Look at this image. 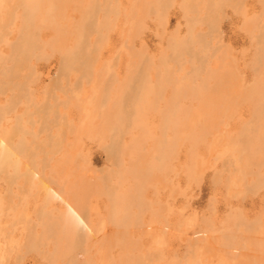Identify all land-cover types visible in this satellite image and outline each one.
<instances>
[{"label": "rangeland", "instance_id": "1", "mask_svg": "<svg viewBox=\"0 0 264 264\" xmlns=\"http://www.w3.org/2000/svg\"><path fill=\"white\" fill-rule=\"evenodd\" d=\"M182 1L183 0H165L166 6L163 8L156 4L157 0L39 1V11L36 21L37 28L33 32L35 51L34 49V52L32 51L35 56L38 55L39 57H34L31 53V58L28 60V62L21 66L22 68L24 67L23 70L21 68V70L19 69L20 72L18 73L19 76L16 77V83L19 86L23 84V87H21L22 90L20 89L19 91L18 88L17 90H14V88L12 90V88L8 87L4 89L5 91L8 89L6 91V95L4 91L0 92V108L7 107V105L11 103L9 101H11L12 95H14V101L17 100L20 102L19 103L15 101L17 106H15L14 102V106L12 105L13 107L10 108V110H12L13 108L14 113L9 110L10 114H7H9L10 116L7 115L5 117V122L3 121L0 125V132L3 129L11 128L16 122L15 119L21 118L20 128L23 127L22 130L24 131L17 136L18 138H15L19 139V137H22L25 140V143L28 146H31L30 149L32 151L38 152V156L35 158L34 162V166L37 167L36 171L33 174L35 175L34 178L33 175H28V177L25 174L28 165H30L31 160L33 159H29L27 157L24 159L25 161L20 162L17 173L15 175L6 176V174H0V264H52V261H54V259H51L50 262V257L53 258L52 253L56 250H54V248H56L55 241H60L62 243L61 246L66 245L69 241L70 243L68 244H70L69 246H71L69 247L68 245H66L68 249L66 250V252H69L68 256L66 254L67 258L65 257L62 260H57L56 264H63L64 261H68L67 264L69 262V264H71L72 262V264H86L87 262L91 264H132V262L133 264H142L143 262L145 264H264V236H262L264 235V86H262L264 84V59H261L264 58V0H190L189 5L193 6L191 7V11H189L188 13H186L182 8ZM210 3L213 4L211 5ZM92 6H96V8H93L95 10L92 11L91 18H89L90 20L88 19L86 27L83 29L84 31L81 32L83 38L86 36L84 40L81 37L80 47L82 48L79 49L82 50V53L78 49V52L76 53L77 59L74 58L73 61L74 64L76 63V65H74V68H72V70H69L66 72V74H63L60 71V55L63 52H68L64 51L66 50L65 48H68V50L70 51L72 49H75L74 41H76L75 38L76 36H78L77 27H79V22H82L81 20L86 17L85 12L88 10L87 8L89 7L91 9ZM13 8L15 12L13 11ZM103 9L105 10V13L103 12ZM46 10H48L47 13H45ZM81 12L85 13V15H83L84 18L82 19ZM93 12L94 14H96L94 15ZM10 13L12 15H10ZM103 13L107 17L104 16ZM110 13L112 14L110 15ZM153 13H155L156 15ZM20 15L21 10L17 7V0H0V41L3 39L0 42V58H2L3 60L5 58V61H3L5 64H0V67L2 66L1 68H5V66L9 67L11 65L10 62L13 58V55L11 54V46L17 42V38L19 37L18 29L20 26ZM12 16H15V18L13 17L11 19ZM44 17L46 18L44 19ZM104 19L105 21H103ZM190 20H194L195 22L198 21V23L191 24ZM188 21L190 22V25H192V34H196V36H204L206 38L204 39V43H206L205 41L209 43L206 44V58L208 59L206 60V63L208 64L204 66L205 68H201L203 69V73H200L199 77L195 79V81L189 80V86H185V97L182 96L183 98H185V101L183 100V98L182 100H179V103H181L180 105L183 106V111H179L182 114L178 112V114L174 116L175 118H172V122L174 121L173 125L175 126V128L177 127L176 129H174L173 125L171 124V128H173L174 134L172 135L173 130L169 128L166 129V132L165 130L162 132V128H160L161 130H158L159 124H161L159 122L162 121V110L165 106L164 103H166V101H169V99L172 97V90L177 84H170L171 79L168 80L169 78L166 76V80H168L169 86L167 84L165 86L164 84L165 88H163V90H161L160 92L161 97L159 102L155 100L156 97L153 95V93H151V91H149L148 88L144 92V94H142V97L144 95L143 101L146 102H143L144 110L142 109V117L145 128L138 127L131 129L128 127L121 129L122 136L119 140V148H121V151H118L119 154L117 153L118 155L116 154V157L114 158L119 159L118 162L117 160H115V162L118 163L116 164L114 162V159H108L104 147L111 142V136L108 134L107 130L103 131V129L109 128L110 123L111 121H113V119L116 122L117 119L120 120V118H122L125 120L127 119L126 121L120 120L123 123L129 122V119H131L132 117V115H129V110L132 109V100L135 97V94H133L135 90H133L132 92V89L142 88L143 91L145 90L144 86H141V80H143V76L148 77V81L150 82H148L150 84L148 86H153L164 74H170V76H172V81H179V83L182 82L183 77L189 74L192 68V65L190 64L191 60H189L190 54L185 53L182 55V58L180 57L181 59L178 58L177 60L171 57L174 55H171V50L169 49V51L167 48L169 41L172 38L175 40H181L182 38L184 39L188 37L187 32L190 26ZM209 22H213L214 24V28H212V30ZM89 26L91 29L89 28ZM94 28L96 29L95 31L97 33L94 31ZM87 30H89V33ZM130 32H132V34ZM259 33L262 34L259 36ZM86 34L88 35V37ZM60 42L61 45L63 44L62 46L60 45ZM192 44L193 45L191 47H194V49H190V52L191 50L195 51L197 48L198 50L200 49L198 43ZM81 45H85V48ZM92 49H94L93 51H96V53H90ZM59 50H63V52L61 53L60 51L61 54H59ZM43 52H45V54ZM198 52L200 53V51ZM82 54L85 55L82 56ZM207 55L209 57H207ZM9 56H12L11 59H9ZM135 56L136 58H134ZM85 57L88 58V60L86 58L87 62L85 60ZM160 58H164L166 60V64L164 62V66H166V68L162 65V68L160 67V69H158V67L161 66L160 64L162 61V59ZM220 58H223V60ZM7 59H9L8 62L10 61L9 64L6 63ZM81 60L83 61L81 62ZM77 62L78 64H81V66L78 65L80 68L83 66L81 69L77 67ZM134 63L135 65H133ZM135 66L137 67L135 68ZM73 69L75 70L73 71ZM166 69L168 70L167 72ZM137 70L138 72L140 71V73H138ZM142 70L144 71V73L142 72L143 74H141ZM155 70L156 72L157 70H159L160 72L158 71L159 73L156 74ZM135 72L138 74H136ZM160 73L161 75L159 77ZM208 73H210L209 76ZM221 73L224 74L223 76L225 78L228 77L225 79V81H222L224 80V78H220L222 76ZM134 74H136L139 79L140 77L142 79L139 80L136 75L134 77ZM155 75L158 76V79H156L157 77ZM261 75H263V78L261 77ZM129 76L131 77V82L127 83ZM217 77L219 81L217 79H214ZM206 78L207 80L205 81ZM228 79L230 80L229 82L231 84L228 82ZM203 81L206 82L204 84L206 85L205 87H202ZM133 83H135V85ZM148 83L147 81L145 82V84ZM125 85L127 87L125 88L122 97V100L124 99L125 101H122L120 111L118 112V114H116L117 112L114 113L116 109L112 108L114 107L112 105L116 104L115 101L117 99L115 98H119V95H121L120 92H122V89H124L123 87ZM198 85H200V88ZM134 86L137 88H135ZM117 87H119V89ZM260 87L263 89L261 90ZM58 89L60 90L58 91ZM102 90L104 94H102ZM252 91L253 93H251ZM216 92L219 95L221 94L220 97L221 100L223 99V102H221L220 97L218 94H216ZM201 93H204V97H202ZM213 93H215V95ZM105 94L107 97L105 96ZM128 94L131 95L132 98H130ZM101 95L102 97L100 98ZM115 95L118 96L116 97ZM192 95L193 97H191ZM211 95L213 97H211ZM96 96L100 100L105 99L103 101L104 104L102 101L98 100ZM187 96H189V99L187 98ZM216 96L218 98H216ZM242 96H244V100ZM126 97L129 98L127 99ZM148 97L150 101L152 99L155 101L152 100V102H150L148 100ZM257 97L259 103H262V107L259 111L260 113L258 115H254V108L259 105ZM204 98L206 99L205 101ZM212 98L214 100L211 103L212 105H214L211 111L210 106H208L207 104L211 105V103L209 102ZM187 99L188 102L186 101ZM195 99L197 100V102ZM147 100L150 105L148 104ZM207 100L209 102H207ZM76 101L78 102L76 103ZM123 103H125V105ZM151 104L153 106H151ZM202 104L203 106L207 105V107H202ZM218 104L221 105V107L222 104H224V107L226 105V108H219ZM235 105H237V107ZM197 106H200V109ZM184 107L187 108V110ZM195 107L197 108L195 109ZM127 108L130 109L128 110ZM215 108L218 109L216 110ZM205 109L208 110L206 111ZM125 111L128 113L126 114ZM190 111L191 114H189ZM221 111H223L225 114L220 115V113H223ZM228 113L230 114V116ZM36 114L38 115V117L36 116ZM49 114H51L52 116H50ZM123 114H126L127 116H124ZM183 114L185 115L183 116ZM43 115L46 117L44 118ZM199 115L204 117L200 119ZM212 116L213 118H211ZM181 117L182 119L180 120ZM55 118L56 121L58 120L57 124L54 123ZM218 119H220V121H218ZM223 119L227 120L225 121ZM50 121H52L53 124ZM179 121H183L184 123L181 124ZM209 121H211L212 123ZM201 122L203 123L202 127L200 126ZM218 122H221V124ZM48 123L50 124L49 127H47ZM197 124H199V126ZM207 125L210 126V131ZM242 126H248L250 129L248 127V129L244 127V130ZM55 127H57L58 129ZM191 128L193 129L194 135L195 133H198L196 134V138L191 133ZM200 128L202 129L200 130ZM204 128L206 130L205 138L203 132ZM169 130H171L172 132H169ZM207 130L211 133H209ZM198 131H200V133L202 132L201 135H203V137L200 136ZM31 132L34 134V136L33 134L31 135ZM177 132H181V134ZM56 133L58 134V136H55L57 135ZM140 133H143V135H140ZM165 133H167V135ZM186 133L188 134L186 135ZM207 133H209V136ZM246 133H249V135H246ZM178 134L181 136H188V138L193 137V139L191 141L190 138L188 140L184 136L181 137ZM151 135L155 137H152ZM174 135L177 136H175L173 139L172 136ZM255 135L258 136L255 137ZM130 136L132 138L144 136L143 139L145 138V140L143 142L146 141V143L144 145L142 143L141 146L138 149H134L133 152L131 149H129V145L131 144V142L129 143V140H132ZM164 136H166V143L168 142V144L171 145L170 149L173 148V150L168 149L169 147L163 149L167 156L166 161L161 164L158 159V162L156 161V159H153L156 156H154L155 154L153 155L151 153L153 152L157 154V140L161 141L162 137L163 139L165 138ZM247 136L250 137V139L255 143H251L250 139ZM149 137L152 138V142L150 141ZM15 138L13 139V144H16L18 142V140H16ZM255 138H257V141L259 139L258 143L261 142L258 144L259 147L254 146L257 145V141H255ZM57 139L60 142H58V145ZM203 139L205 142L203 141ZM172 140H175V143H173ZM186 140H188L189 142H186ZM248 140L252 145L250 143L248 144ZM51 143L53 144V146ZM128 143L129 145H127ZM152 143L155 145H153ZM178 143L181 147H179ZM173 144L174 146H172ZM192 144L195 146L197 144L198 145L195 147ZM260 144L262 147L260 146ZM38 145H40L41 147H38ZM240 145L244 146V148ZM248 145H251V147L253 146V148L257 147L258 149H252L250 146L248 147ZM166 146L167 145H165V147ZM155 147L157 150L155 149ZM124 150L130 152V154H126V151ZM140 150L142 151V153L139 152ZM176 150L178 151L176 152ZM253 150L256 152L255 155H259L257 157L258 160L256 159L257 161H254L255 159L250 156L251 154L249 152L254 154ZM131 151L135 155L139 154V157H135V155H133ZM166 151L168 153H166ZM262 151L263 154L261 153ZM171 152L173 155H171ZM258 153H261V155ZM238 154H240L241 157ZM130 155L131 157L133 155V157L130 158ZM255 155L253 157H256ZM168 156H170V158ZM172 157L173 159L171 160ZM259 157H261L262 159ZM234 158L237 159L235 160ZM140 160L142 164L139 162ZM28 161L29 164L27 163ZM252 161L256 163L252 164ZM167 162L171 164H168ZM246 162L248 165L246 164ZM157 163H159L160 166ZM133 165L136 166V169L135 167L133 168ZM151 165L153 166L151 167ZM196 165L198 166V168ZM260 165L261 167H259ZM156 166L162 167L159 168ZM138 167L141 168V170H138ZM153 168H156L157 171H155V169L153 170ZM8 172L10 174L14 171L12 169H9ZM136 173L139 175L137 176V178H139L138 182L133 179V176L137 175ZM239 175L241 177H239ZM234 176L235 178H233ZM9 177H11V179ZM107 178L109 181L106 180ZM147 179L149 180V183ZM239 181L242 182V185H240ZM86 182L89 183V187H91L90 189ZM142 184H144L145 187H142L144 186ZM104 185H106V187ZM229 186L231 189H229ZM131 187H133L132 189L135 190L133 191ZM98 189L100 192L97 191V194L96 190ZM129 189L131 190L129 191ZM155 189L157 190L155 191ZM128 191L130 192V194ZM125 192H127V194ZM134 192L138 193H136L135 195ZM103 193H106V195H108L106 196ZM110 195H116L120 200L122 198L125 199L126 197L129 198L130 196V200L135 199L134 197L137 198V201L133 200V202L135 201V203L132 206L128 207L125 205V207H121L119 204V206L121 207L120 210H122L123 208L124 211L121 212L119 210V219L120 217H122L121 214L126 215V212L129 211L127 213L128 215H126L127 219L125 215L123 216L124 219L123 217L120 219L122 224H124V227H128H123L121 229L123 230V232L120 231V229H116V227L108 221ZM121 195L126 196L124 198ZM139 195L142 197H139ZM76 199L79 201H77ZM123 199L122 202H120L121 205L124 206V204L126 203L125 201H123ZM138 199H141V201L139 200L140 203L138 202ZM143 202L145 204H143ZM127 208H129V210H126ZM77 209L79 211H77ZM134 213L136 215H134ZM41 214L43 215V219ZM129 214H131V217L129 216ZM132 215L133 217L136 216V218L139 217L138 220L136 218H133ZM231 217L233 220H231ZM67 219L68 221H66ZM56 221H58V224L56 223ZM84 221H87V224ZM235 221L237 223H235ZM125 222L128 223V226ZM257 222L260 227L257 225ZM65 223H68V225ZM74 224L78 227H75ZM110 224L111 226H108ZM129 224H131V226ZM242 224H244L243 227L241 226ZM41 225L42 227L45 225H49L50 231L47 234H43L44 237L41 233ZM68 226H70L71 228ZM247 226L248 228L252 229L251 231H253V233L249 232L250 229L248 230ZM109 227H112L111 231H108V229L110 230ZM245 227L247 228L248 233L245 232ZM66 228H70V230H73L74 228V230L73 232L69 229H67L66 231ZM84 228L88 230L85 231ZM114 228L116 233H113L115 232L113 230ZM259 228H261V230ZM57 229H59V231H57ZM253 229L255 230V232ZM257 229L260 231H256ZM117 230L119 231L118 235ZM236 230H238V233ZM241 233L244 236L240 238V235H242ZM72 234L76 237H74ZM83 234L84 237L82 238ZM105 234H108L107 237L105 236ZM245 235H247V237ZM248 235L250 236V238ZM31 236H34L33 238L35 239V242L40 241L41 245L37 244L35 245L36 248L33 247L32 249L27 248L26 244L29 243V240H33L34 242V239L31 240ZM252 236L254 238H252ZM63 237H65L66 240ZM79 237L82 238V240H80ZM105 237L106 239H104ZM243 238L249 239L244 240ZM47 239L50 243H47ZM250 239H253V241H249ZM83 240H87L85 241V243H87L88 246L87 244L84 245ZM223 240H225L224 244H222ZM226 240H228V243ZM75 241L77 243L79 242L80 245L75 244ZM81 241H83V245L85 247H83ZM88 241L90 243H88ZM107 241L110 245L106 243ZM71 242L74 246L71 244ZM103 242L105 243L103 244ZM122 242H124V244ZM125 244H127L128 246H125ZM78 245L81 247H79ZM104 245L105 248L107 247V249L103 248ZM231 245L233 247L232 249ZM247 245L249 248L247 247ZM57 246H59L58 248H61L62 250L65 248L64 246L61 247L59 242ZM89 246H91V248ZM242 247L246 251H243ZM86 248L87 250L83 251ZM70 249H72V252L69 251ZM78 249H82L81 252ZM127 250H129V252L127 255H125L127 253ZM130 250L132 252H130ZM228 250L230 252H228ZM82 251L84 253V256L83 254H81ZM86 254H88V257ZM148 255L150 257H148ZM44 256L48 258L45 259ZM110 259L113 260L111 261ZM84 261L86 263H84Z\"/></svg>", "mask_w": 264, "mask_h": 264}, {"label": "bare ground", "instance_id": "2", "mask_svg": "<svg viewBox=\"0 0 264 264\" xmlns=\"http://www.w3.org/2000/svg\"><path fill=\"white\" fill-rule=\"evenodd\" d=\"M39 1L40 0H17V7L21 10V15H20V26H19V29H18V34H19V37L17 38L18 40H17V42L15 43V44H13L11 47V54L13 55V58H12V60H11V62H10V66L9 67H6L5 66V68H1L0 69V92L1 91H4V93H5V95H6V91L8 90H4L5 88H8V87H10V88H12V90H13V88H14V90H17V88H18V90L20 91V89H21V87H23L22 85L21 86H19L17 83H16V77L17 76H19L18 75V73L20 72L19 71V69L21 68L22 70H23V68L21 67L23 64H25V63H27L28 62V60L31 58V53H32V51H33V49L35 48L34 47V41H33V37H34V35H33V32H34V30L37 28V26H36V21H37V16H38V11H39ZM48 1V0H47ZM51 1V0H50ZM93 1H95V0H93ZM97 1V0H96ZM192 1V0H191ZM218 1H220V0H218ZM222 1V0H221ZM226 1V0H225ZM244 1V0H243ZM88 2H90V1H88ZM170 2V1H169ZM237 2V1H236ZM42 3V2H41ZM49 3V2H48ZM92 3V2H91ZM94 3V2H93ZM241 3V2H240ZM79 4V3H78ZM77 4V5H78ZM104 4V3H103ZM156 4L158 5V6H160V7H165L166 6V2H165V0L163 1V0H157V2H156ZM190 4V0H183L182 1V8H183V10L186 12V13H188L189 11H191V7L193 6H190L189 5ZM195 4V3H194ZM211 4V3H210ZM213 4V3H212ZM211 4V5H212ZM214 4H215V2H214ZM229 4H230V2H229ZM86 5V4H85ZM95 5H96V3H95ZM221 5V4H220ZM90 6V5H89ZM168 6V5H167ZM104 7V6H103ZM107 7V6H106ZM234 7V6H233ZM93 8H96V6L95 7H91V9L88 7L86 10V17L84 18V16L83 15H85V13L83 14L82 12H81V19L82 18H84L83 20H81L82 22H79L78 24H79V27H77L78 28V36H76V38H75V40L76 41H74L75 43V45H74V47H75V49H72L71 51L70 50H68V48H65L66 50H64V51H68V52H63V50L61 51V50H59V54H61L62 52V54L60 55L61 56V61H60V71H61V73H63V74H66V72L67 71H69V70H72V68H74V65H76V63L74 64V58H76L77 59V55H76V53L78 52V49L79 48H82V47H80V44H81V37L83 38V35H82V33L81 32H83L84 30V28L86 27V23L88 22V19L89 18H91V13H92V11L93 10H95V9H93ZM17 9V8H16ZM15 9V10H16ZM83 9V8H82ZM99 9V8H98ZM105 9V8H104ZM103 9V12L105 11ZM155 9V8H154ZM219 9V8H218ZM18 10V9H17ZM108 10V9H107ZM13 11H14V8H13ZM47 11L48 10H46L45 11V13H47ZM82 11V10H81ZM101 11V10H100ZM162 11V10H161ZM263 11V10H262ZM15 12V11H14ZM13 12V13H14ZM102 12V11H101ZM110 12V11H109ZM105 13V12H104ZM103 13V14H104ZM185 13V14H186ZM202 13V12H201ZM263 13H264V11H263ZM93 14H94V12H93ZM92 14V15H93ZM96 14V13H95ZM94 14V15H95ZM112 13H110V15H111ZM153 14H155V13H153ZM10 15H12L11 13H10ZM48 15V14H47ZM93 15V16H94ZM114 15V14H113ZM156 15V14H155ZM83 16V17H82ZM104 16H106L105 14H104ZM103 16V17H104ZM213 16V15H212ZM222 16V15H221ZM263 16H264V14H263ZM15 18V16H12L11 17V19L12 18ZM96 17V16H95ZM102 17V18H103ZM107 17V16H106ZM105 17V18H106ZM108 17H109V15H108ZM46 17H44V19H45ZM98 18V17H97ZM220 18V17H219ZM95 19V18H94ZM109 19V18H108ZM10 20V19H9ZM80 20V19H79ZM90 20V19H89ZM92 20V19H91ZM102 20V19H101ZM12 21V20H11ZM14 21H15V19H14ZM103 21H105V19L103 20ZM195 21H196V19H195ZM194 20L192 21V20H190V22H191V24H196V23H198V21L197 22H195ZM212 21V20H211ZM93 22V21H92ZM189 22V21H188ZM190 22H189V25H190ZM12 23V22H11ZM103 24V23H102ZM107 24V23H106ZM188 24V23H187ZM209 24H210V26H211V30H212V28H214L213 27V22H209ZM218 24V23H217ZM251 24V23H250ZM253 24V23H252ZM101 25V24H100ZM248 25V24H247ZM77 26V25H76ZM93 26V25H92ZM97 26V25H96ZM99 26V25H98ZM110 26V25H109ZM249 26V25H248ZM9 27H11V26H9ZM74 27V26H73ZM100 27V26H99ZM136 27V26H135ZM138 27V26H137ZM140 27V26H139ZM188 27V26H187ZM253 27V26H252ZM88 28V27H87ZM89 28H90V26H89ZM102 28V27H101ZM134 28V27H133ZM217 28V27H216ZM215 28V29H216ZM248 28V27H247ZM251 28V27H250ZM91 29V28H90ZM98 29V28H97ZM137 29V28H136ZM214 29V30H215ZM96 29L94 28V31H95ZM102 30V29H101ZM132 30V29H131ZM190 30V31H189ZM191 30H193L192 29V25H190L189 26V29H188V37L187 38H182L181 40H178L177 38V40H175V39H173L172 37V39L169 41V44H168V50L170 49L171 50V55H174V56H171V57H173V58H175V59H177L178 60V58L179 59H181L183 56V54H185V53H187V54H190V56H189V60H191L190 61V64L192 65V68H191V70H190V72H189V74L187 75V76H185V77H183V79H182V82L181 83H179V81L177 82V81H172V76H170V74L169 75H167V74H164V75H162L161 77H160V75H161V73L159 74V79H158V76H156L157 78L156 79H158V82H156L155 83V85H153V86H148V85H150L149 83V79H148V77H146V76H143V80H141L142 78L140 77V79L138 78V76L136 75V74H138V73H140V71L138 72V70H137V72L138 73H136V74H134L133 76L135 77V75H136V77L139 79V80H141V83H142V85H141V83H140V85L143 87L144 86V88H145V90L143 91L142 90V88H139V89H132V92H133V90H135L134 91V93L133 94H135V97H134V99L132 100V109L131 110H129L130 108H127L129 111H130V114L129 115H132V117H131V119H129V122H127V123H123L122 121H124L125 119H122V118H120V120H122V121H120L119 119H117L116 120V122L114 121V119H113V121H111V123H110V127L109 128H104L103 129V131L104 130H107V132H108V134L111 136V142L108 144V145H106L104 148H105V150H106V153H107V156H108V159L109 158H111V159H114L115 157H116V154L118 153V151H121V148H119V140H120V137L122 136V132H121V129L122 128H131V129H134V128H145V125H144V121H143V112H142V109H143V107H144V103L143 102H145V101H143L144 99V95H143V97H142V94H144V92L147 90V88L149 89V91H151V93H153V95L156 97L155 98V100H157L158 102L160 101V97H161V94H160V92H161V90H163V88H165V86H166V84L168 85V80H170V84L171 83H173V84H175V83H177L176 85H175V87H174V89L172 90V92L173 93H171L172 94V97L169 99V101H166V103H164L165 104V106H164V108H163V110H162V121L161 122H159V123H161V124H159V128L158 127H156V128H158V130L160 129V128H162L163 130H162V132L165 130V132H166V129L167 128H169V129H172L173 130V128L174 129H176L175 128V126L173 125V123H174V121L172 122V118L174 117V116H176L177 114H178V112L179 111H181L182 110V108H183V106L182 105H180L181 103H179V100L181 99L182 100V98L183 97H185V95H184V89H185V86H189L188 85V81L189 80H193V81H195V79H197L198 77H199V74L200 73H203L202 72V70L203 69H201L202 67H204V66H206V64H208V63H206V60H208L207 58H206V52H207V45L206 44H209L207 41H205L206 43H204V39H206L204 36H196V34H192L193 32H191ZM213 30V31H214ZM88 31V33H89V30H87ZM104 31V30H103ZM106 31V30H105ZM263 31V30H262ZM262 31H260V32H262ZM4 32V31H3ZM85 32H86V29H85ZM96 32V31H95ZM210 32H212V31H210ZM209 32V33H210ZM215 32V31H214ZM249 32V31H248ZM87 33V34H88ZM97 33V32H96ZM131 34H132V32H130ZM129 33V34H130ZM264 33V32H263ZM37 34V33H36ZM85 34V33H84ZM86 34V35H87ZM93 34H94V32H93ZM101 34V33H100ZM254 34V33H253ZM252 34V35H253ZM262 34V33H261ZM260 33H259V36L261 35ZM70 35V34H69ZM72 35V34H71ZM208 35V34H207ZM210 35V34H209ZM90 36V35H89ZM98 36V35H97ZM102 36V35H101ZM100 36V37H101ZM86 37V36H85ZM84 37V38H85ZM87 37H88V35H87ZM99 37V36H98ZM103 37V36H102ZM1 38H2V36H1ZM52 38V37H51ZM84 38H83V40H84ZM105 38V37H104ZM3 40V39H2ZM1 40V41H2ZM5 40V39H4ZM66 40V39H65ZM82 40V41H83ZM0 41V42H1ZM130 41V40H129ZM64 42H67V41H64ZM85 42V41H84ZM192 43H198V45H199V50H198V48L196 49L197 50V52H196V50L194 51V50H191V52H190V49H194V47H191L193 44ZM60 45H61V42H60ZM59 45V46H60ZM63 45V44H62ZM61 45V46H62ZM260 45V44H259ZM60 46V47H61ZM81 46H84V48H85V45H81ZM89 46V45H88ZM211 46V45H210ZM40 48V47H39ZM39 48H37V49H39ZM58 48V47H57ZM89 48V47H88ZM264 48V47H263ZM43 49V48H42ZM50 49V48H49ZM259 49V48H258ZM52 50V49H51ZM80 50V52L82 51L81 49H79ZM90 50V49H89ZM94 49H92V51H90V53H92V52H95L96 53V51H93ZM169 50V51H170ZM218 50V49H217ZM262 50V49H261ZM34 51H35V49H34ZM33 51V52H34ZM41 51V50H40ZM60 51H61V53H60ZM73 51V52H72ZM84 51V50H83ZM166 51H167V49H166ZM198 51H200V53L198 52ZM37 52V51H36ZM39 52V51H38ZM52 52H54V51H52ZM88 52V51H87ZM44 54H45V52H43ZM82 53V52H81ZM214 53V52H213ZM262 53V52H261ZM42 54V53H41ZM41 54H39V55H41ZM54 54V53H53ZM86 54V53H85ZM85 54H82V56H84ZM200 54V55H199ZM208 54V53H207ZM222 54V53H221ZM91 55V54H90ZM139 55V54H138ZM211 55V54H210ZM32 56H34V57H39L38 55H34L33 53H32ZM43 56V55H42ZM188 56V55H187ZM1 57V56H0ZM10 57V56H9ZM12 57V56H11ZM11 57L9 58V59H11ZM88 57H89V55H88ZM163 57V56H162ZM170 57V58H171ZM181 57V58H180ZM207 57H209L208 55H207ZM261 57V56H260ZM41 58V57H40ZM83 58V57H82ZM86 58L87 57H85V60H86ZM134 58H136V56L134 57ZM214 58V57H213ZM1 60H0V64H2V65H4L5 63L3 62V61H5V58H4V60L2 59V58H0ZM9 59H7V61H6V63H8L9 64V62H8V60ZM79 59V58H78ZM160 59H162V61H161V66H159L158 67V69H160V67L162 68V65L164 66L165 64H166V60L164 59V58H160ZM210 59H211V56H210ZM220 59H222L223 60V58H220ZM220 59H219V62H220ZM259 59V58H258ZM261 59H264V58H261ZM80 60V59H79ZM84 60V61H85ZM87 60H88V58H87ZM87 60H86V62H87ZM137 60H140V59H137ZM171 60V59H170ZM173 60V59H172ZM224 60H226V59H224ZM83 60H81V62H82ZM94 61V60H93ZM216 61H218V60H216ZM264 61V60H263ZM263 61H262V64H263ZM3 62V63H2ZM78 62H80V61H78ZM78 62H77V67H79V66H81V64H78ZM164 62H165V64H164ZM168 62V61H167ZM89 63H90V61H89ZM179 63V62H178ZM257 64V63H256ZM259 64V63H258ZM79 65V66H78ZM88 65H90V64H88ZM88 65H86V66H88ZM133 65H135V63L133 64ZM143 65V64H142ZM178 65V64H177ZM221 65V64H220ZM144 66V65H143ZM258 66V65H257ZM256 66V67H257ZM4 67V66H3ZM83 67V66H82ZM81 67V68H82ZM137 66H135V68H136ZM165 68H166V66H164ZM164 67H163V69H164ZM179 67V66H178ZM80 67H79V69H81ZM167 68H168V66H167ZM170 68V67H169ZM205 68V67H204ZM221 68V67H220ZM255 68V67H254ZM20 69V70H21ZM27 69V68H26ZM75 69H76V67H75ZM75 69H73V71L75 70ZM78 69V68H77ZM78 69V70H79ZM91 69V68H90ZM129 69V68H128ZM139 69V68H138ZM143 69H144V67H143ZM157 69V68H156ZM173 69V68H172ZM233 69H234V67H233ZM133 70V69H132ZM255 70V69H254ZM262 70V69H261ZM260 70V71H261ZM25 71V70H24ZM146 71V70H145ZM149 71V70H148ZM159 70H157V72H156V70H155V72H156V74H158L159 72H158ZM165 71V70H164ZM168 70L166 69V72H167ZM205 71V70H204ZM31 72V71H30ZM91 72V71H90ZM144 73V71L142 70L141 71V74H143ZM177 72V71H176ZM179 72V71H178ZM209 72V71H208ZM235 72V71H234ZM256 72V71H255ZM263 72H264V70H263ZM146 73V72H145ZM213 73V72H212ZM59 74V73H58ZM71 74V73H70ZM100 74H101V72H100ZM140 74V75H141ZM148 74V73H147ZM172 74H173V72H172ZM206 74V73H205ZM209 74L210 73H208V76H209ZM218 74H220V73H218ZM225 74H227V73H225ZM254 74H256V73H254ZM69 75V74H68ZM67 75V76H68ZM78 75H80V74H78ZM83 75V74H82ZM146 75V74H145ZM214 75V74H213ZM221 75L223 76L224 74L223 73H221ZM231 75V74H230ZM88 76V75H87ZM101 76V75H100ZM99 76V77H100ZM166 76L169 78L168 80H166ZM207 76V75H206ZM205 76V77H206ZM207 76V77H208ZM220 77L221 79L222 78H224V80H222V81H225V79L226 78H228V77ZM263 75H261V77H262ZM27 77V76H26ZM30 77V76H29ZM66 77V76H65ZM81 77V76H80ZM235 77V76H234ZM264 77V76H263ZM262 77V78H263ZM64 78V77H63ZM87 78V77H86ZM136 78V79H137ZM201 78V77H200ZM211 78V77H210ZM231 78H232V76H231ZM236 78V77H235ZM254 78V77H253ZM68 79V78H67ZM82 79V78H81ZM97 79V78H96ZM213 79V78H212ZM215 80L217 79L218 81H219V79H218V77L217 78H214ZM237 79V78H236ZM26 80V79H25ZM85 80H87V79H85ZM103 80H104V78H103ZM207 80V78L205 79V81ZM257 80H258V78H257ZM263 80V79H262ZM261 80V81H262ZM92 81V80H91ZM133 81H135V80H133ZM132 81V82H133ZM147 81V83L148 84H145V82ZM208 81H210V80H208ZM212 81V80H211ZM214 81V80H213ZM230 80L228 79V82H229ZM234 81H235V79H234ZM80 82V81H79ZM109 82V81H108ZM131 82V77L129 76L128 77V81H127V83H130ZM138 82V81H137ZM204 82V81H203ZM202 82V87L204 86H206V85H204L206 82H204L203 83ZM255 82V81H254ZM253 82V83H254ZM264 82V81H263ZM56 83V82H55ZM227 83V82H226ZM230 83V82H229ZM119 84V83H118ZM122 84H123V82H122ZM125 84V83H124ZM134 85H135V83H133ZM132 84V85H133ZM138 84V83H137ZM164 84H165V86H164ZM192 84V83H191ZM201 84V83H200ZM221 84V83H220ZM219 84V85H220ZM231 84V83H230ZM56 85V84H55ZM131 85V86H132ZM139 85V84H138ZM214 85H216V84H214ZM225 85V84H224ZM238 85V84H237ZM254 85V84H253ZM110 86V85H109ZM137 86V85H136ZM169 86V85H168ZM197 86V85H196ZM199 86V88H200V85H198ZM208 86V85H207ZM231 86V85H230ZM262 86H264V84L262 85ZM75 87V86H74ZM127 86L125 85L123 88L124 89H122V92H120V94L121 95H119V98L117 97V98H115V99H117L115 102H116V104L115 105H112V106H114V107H112V108H115L116 109V111H114V113H116V114H118V112L120 111V108H121V105H122V101L124 100H122V97H123V94H124V90H125V88H126ZM135 87V86H134ZM138 87V86H137ZM137 87H135V88H137ZM242 87V86H241ZM255 87V86H254ZM58 88V87H57ZM81 88V87H80ZM107 88H108V86H107ZM110 88V87H109ZM118 89H119V87H117ZM131 88H133V87H131ZM192 88V87H191ZM196 88H198V87H196ZM211 88V87H210ZM218 88H219V86H218ZM250 88V87H249ZM248 88V89H249ZM259 88V87H258ZM257 88V89H258ZM261 88V87H260ZM25 89H26V87H25ZM103 89V88H102ZM113 89V88H112ZM121 89V88H120ZM194 89V88H193ZM202 89V88H201ZM209 89V88H208ZM263 88H261V90H262ZM22 90V89H21ZM57 90V89H56ZM60 89H58V91H59ZM63 90V89H62ZM117 90V89H116ZM116 90H114V91H116ZM131 90V89H130ZM189 90V89H188ZM195 90V89H194ZM207 90V89H206ZM217 90V89H216ZM219 90V89H218ZM221 90H222V88H221ZM246 90V89H245ZM108 91H109V89H108ZM107 91V92H108ZM193 91V90H192ZM191 91V92H192ZM249 91V90H248ZM251 91V90H250ZM64 92V91H63ZM127 92V91H126ZM130 92V91H129ZM194 92V91H193ZM196 92V91H195ZM203 92H205V91H203ZM8 93V92H7ZM10 93H11V90H10ZM51 93V92H50ZM53 93V92H52ZM206 93H207V91H206ZM210 93H211V91H210ZM251 93H253V91L251 92ZM251 93H250V95H251ZM260 93V92H259ZM26 94V93H25ZM99 94V93H98ZM102 94H104L103 93V90H102ZM110 94V93H109ZM202 94V97H204V93H201ZM214 95H215V93H213ZM216 94H218L217 92H216ZM12 95V94H11ZM146 95V94H145ZM219 95V94H218ZM221 95V94H220ZM220 95H219V97H220ZM248 95V94H247ZM246 95V96H247ZM1 96V95H0ZM13 96L14 95H12L11 96V101H9V102H11L10 104H8L7 105V107H3V108H0V125L2 124V122L5 120V117L8 115V116H10L9 114V110H10V108L11 107H13L14 106V102L15 101H17V100H15L14 101V99H13ZM19 96H21V95H19ZM99 96V95H98ZM105 96H106V94H105ZM128 96H130V98H132L131 97V95H129L128 94ZM133 96V95H132ZM183 96V97H182ZM199 96V95H198ZM206 96H207V94H206ZM205 96V97H206ZM260 96H262V95H260ZM260 96H258V97H260ZM15 97H17V96H15ZM14 97V98H15ZM75 97V96H74ZM97 97V96H96ZM102 97V95L100 96V98ZM107 97V96H106ZM109 97H110V95H109ZM145 97H147V96H145ZM151 97H152V95H151ZM150 97V98H151ZM191 97H193V95L191 96ZM211 97H213L212 95H211ZM223 97V96H222ZM225 97V96H224ZM243 97V100H244V96H242ZM248 97V96H247ZM252 97H253V95H252ZM258 97H257V101H258ZM19 98V97H18ZM22 98V97H21ZM127 98V97H126ZM129 98V97H128ZM127 98V99H128ZM187 98L189 99V96H187ZM216 98H218L217 96H216ZM227 98H229V97H227ZM75 99V98H74ZM97 99H98V97H97ZM114 99V100H115ZM119 99V100H118ZM185 98H183V100H184ZM188 99L186 100L187 102H188ZM251 99V98H250ZM256 99V98H255ZM254 99V100H255ZM261 99V98H260ZM10 100V99H9ZM25 100V99H24ZM50 100V99H49ZM52 100V99H51ZM98 100H100V99H98ZM105 99H101L100 101H104ZM109 100V99H108ZM148 100H149V97H148ZM148 100H147V102H148ZM153 100V99H152ZM152 100L150 101V102H152ZM155 100H153V101H155ZM196 100V99H195ZM206 99L204 98V101H205ZM209 100V99H208ZM207 100V102H209ZM214 99L212 98L211 100H210V102L209 103H211L212 101H213ZM220 100H221V97H220ZM223 100V99H222ZM221 100V102H223ZM235 100V99H234ZM242 100V99H241ZM247 100V99H246ZM253 100V99H252ZM53 101V100H52ZM75 101V100H74ZM95 101H96V99H95ZM125 101V100H124ZM127 101V100H126ZM134 101V102H133ZM185 101V100H184ZM217 101V100H216ZM219 101V100H218ZM225 101V100H224ZM228 101V100H227ZM261 101V100H260ZM264 101V100H263ZM17 102H19V101H17ZM50 102V101H49ZM78 101H76V103H77ZM101 102V103H102ZM196 102H197V100H196ZM229 102V101H228ZM236 102V101H235ZM255 102V101H254ZM262 102V101H261ZM20 103V102H19ZM126 103V102H125ZM125 103H123L124 105H125ZM146 103V102H145ZM191 103V102H190ZM194 103V102H193ZM199 103V102H198ZM218 103V102H217ZM258 103H259V101H258ZM27 104V103H26ZM82 104V103H81ZM100 104V103H99ZM103 104H104V102H103ZM148 104L150 105V103L148 102ZM147 104V105H148ZM157 104V103H156ZM216 104V103H215ZM220 104V103H219ZM218 104V107L219 108H222V107H224V104H222V107H221V105H219ZM235 104V103H234ZM255 104V103H254ZM262 104V103H261ZM261 104L259 103V105L258 106H256L255 108H254V115H258L260 112V109H261ZM11 105V106H10ZM13 105V106H12ZM47 105V104H46ZM127 105V104H126ZM146 105V106H147ZM199 105H201V104H199ZM208 106H210V108H211V111H212V108H213V105H212V103H211V105L210 104H207ZM207 105L206 106H203V104H202V107H207ZM217 105V104H216ZM15 106H17L16 105V102H15ZM21 106V105H20ZM128 106V105H127ZM130 106V105H129ZM151 106H153L152 104H151ZM185 106V105H184ZM212 106V107H211ZM236 107H237V105H235ZM41 107V106H40ZM48 107H49V104H48ZM48 107H47V109H48ZM123 107V106H122ZM187 107V106H186ZM189 107V106H188ZM198 107V106H197ZM197 107H195V109L197 108ZM200 107V106H199ZM198 107V108H199ZM17 108V107H16ZM30 108H31V106H30ZM51 108V107H50ZM100 108V107H99ZM147 108H149V107H147ZM152 108V107H151ZM185 108V107H184ZM224 108H226V105H225V107ZM229 108V107H228ZM252 108V107H251ZM114 109V110H115ZM146 109V108H145ZM186 110H187V108H185ZM190 109V108H189ZM200 109V108H199ZM216 109V108H215ZM218 109V108H217ZM216 109V110H217ZM234 109V108H233ZM16 110V109H15ZM27 110H28V108H27ZM44 110V109H43ZM51 110V109H50ZM125 110H126V108H125ZM144 110V109H143ZM202 110H203V108H202ZM206 111L208 110V109H205ZM230 110H231V108H230ZM10 111H12L13 112V108H12V110H10ZM33 111H34V109H33ZM37 111V110H36ZM45 111V110H44ZM183 111V110H182ZM192 111H194V110H192ZM196 111V110H195ZM210 111V112H211ZM25 112H27V111H25ZM48 112V111H47ZM47 112H45V113H47ZM126 112V111H125ZM184 112H185V110H184ZM197 112V111H196ZM209 112V111H208ZM214 112V111H213ZM221 112H223V111H221ZM225 112H227V111H225ZM229 112V111H228ZM235 112V111H234ZM7 113H9V114H7ZM14 113V112H13ZM55 113V112H54ZM114 113H113V115H114ZM128 112H126V114H127ZM179 113H181V112H179ZM199 113V112H198ZM212 113V112H211ZM217 113V112H216ZM215 113V114H216ZM218 113H220V112H218ZM32 114V113H31ZM38 114V113H37ZM36 114V116L38 117V115ZM42 114V113H41ZM56 114V113H55ZM126 114H123L124 116H127ZM182 114V113H181ZM187 114V113H186ZM189 114H191V111H190V113ZM200 114V113H199ZM214 114V113H213ZM222 114H225L224 112L223 113H220V115H222ZM227 114V113H226ZM229 114V113H228ZM230 114H231V112H230ZM230 114H229V116H230ZM27 115V114H26ZM50 116H52L51 114H49ZM58 115V114H57ZM110 115H111V112H110ZM128 115V116H129ZM180 115V114H179ZM185 114H183V116H184ZM193 115V114H192ZM202 115H203V112H202ZM206 115V114H205ZM208 115V114H207ZM212 115V114H211ZM210 115V116H211ZM219 115V116H220ZM233 115V114H232ZM236 115V114H235ZM252 115H253V113H252ZM35 116V115H34ZM89 116V115H88ZM200 116V115H199ZM218 116V117H219ZM227 116V115H226ZM234 116V115H233ZM232 116V117H233ZM24 117V116H23ZM29 117V116H28ZM43 117L45 118L46 116H44L43 115ZM48 117V116H47ZM58 117V116H57ZM56 117V118H57ZM120 117V116H119ZM202 117H204V116H200V119L202 118ZM253 117V116H252ZM251 117V118H252ZM30 118V117H29ZM56 118L54 119L55 120V122L54 123H58V120L56 121ZM125 118H127V117H125ZM129 118V117H128ZM175 118V117H174ZM187 118V117H186ZM196 118V117H195ZM197 118H198V116H197ZM206 118V117H205ZM204 118V119H205ZM211 118H213V116L211 117ZM211 118H209V119H211ZM222 118H224V117H222ZM227 118V117H226ZM229 118V117H228ZM21 119V118H20ZM20 119H15L16 120V122H15V124L11 127V128H8V129H3V130H1V132H0V147H1V151H0V174H6V176L8 175V176H13V175H15L16 173H17V169H18V166H19V164H20V162L21 161H25L24 159L27 157V158H29V159H31V158H33L32 160H31V162H30V165H28V167H27V171H26V176H30V175H33L34 174V172L36 171V166H34V162H35V158L38 156V152L37 151H32L31 149H30V147L31 146H28L26 143H25V140L22 138V137H19V139H17L18 137V135H20L24 130H22V128H20V122H21V120ZM39 119V118H38ZM58 119V118H57ZM182 119V117L180 118V120ZM184 119V118H183ZM217 119V118H216ZM23 120V119H22ZM42 120V119H41ZM127 120V119H126ZM125 120V121H126ZM188 120V119H187ZM199 120V119H198ZM198 120H196V121H198ZM223 120H227V119H223ZM251 120V119H250ZM249 120V121H250ZM254 120V119H253ZM8 121V120H7ZM44 121V120H43ZM42 121V122H43ZM62 121V120H61ZM190 121V120H189ZM202 121V120H201ZM213 121V120H212ZM218 121H220V119H218ZM5 122V121H4ZM39 122V121H38ZM50 122H52V121H50ZM49 122V123H50ZM181 124L182 123H184L183 121H179ZM192 122V121H191ZM200 122V121H199ZM205 122V121H204ZM209 122H211V121H209ZM208 122V123H209ZM216 122H217V120H216ZM37 123V122H36ZM47 123V122H46ZM48 123V126L47 127H49L50 126V124ZM104 123V122H103ZM179 123V124H180ZM198 123V122H197ZM212 123V122H211ZM218 123H220L221 124V122H218ZM260 123H261V121H260ZM52 124H53V122H52ZM105 124V123H104ZM171 124L173 125V128H171ZM214 124V123H213ZM252 124V123H251ZM44 125H45V123H44ZM126 125H128V126H126ZM184 125V124H183ZM182 125V126H183ZM195 125V124H194ZM198 126H199V124H197ZM202 125H203V123L201 122L200 123V126L202 127ZM206 125V124H205ZM210 125V124H209ZM209 125H207L209 128V131L211 130V128H210V126ZM212 125V124H211ZM253 125H254V123H253ZM262 125V124H261ZM55 126V125H54ZM197 126V127H198ZM53 127V126H52ZM214 127V126H213ZM217 127V126H216ZM243 127V126H242ZM245 127V126H244ZM244 127H243V129H244ZM248 127V126H247ZM247 127H245V128H247ZM259 127H261V126H259ZM55 128H57V127H55ZM187 128V127H186ZM215 128V127H214ZM249 128V127H248ZM247 128V129H248ZM44 129V128H43ZM45 129H46V127H45ZM48 129V128H47ZM58 129V128H57ZM181 129H183V128H181ZM185 129V128H184ZM192 129V128H191ZM195 129V128H194ZM199 129V128H198ZM202 128H200V130H201ZM250 129V128H249ZM50 130V129H49ZM60 130H61V128H60ZM130 130V129H129ZM156 130V129H155ZM161 130V129H160ZM189 130V129H188ZM204 131V138H205V133H206V130H205V128L203 129ZM213 130V129H212ZM245 130V129H244ZM40 131V130H39ZM44 131V130H43ZM59 131V130H58ZM171 130H169V132H170ZM183 131V130H182ZM190 131H192L191 133L193 134V129L192 130H190ZM189 131V132H190ZM208 131V130H207ZM208 131V132H209ZM263 131V130H262ZM26 132V131H25ZM42 132V131H41ZM46 132H47V130H46ZM66 132V131H65ZM102 132V131H101ZM125 132V131H124ZM129 132V131H128ZM161 132V131H160ZM161 132V133H162ZM172 132V131H171ZM186 132V131H185ZM199 132V134H200V136H202L203 137V135H201V133H200V131H198ZM252 132V131H251ZM256 132V131H255ZM29 133V132H28ZM168 133V132H167ZM167 133H165L166 135H167ZM177 133H179V132H177ZM195 133V132H194ZM209 133H211V132H209ZM209 133H207L208 134V136H209ZM24 134V133H23ZM33 133L31 132V135H32ZM57 134V133H56ZM165 134H163V135H165ZM174 134V130H173V133H172V135ZM179 134H181V132L179 133ZM178 134V135H179ZM188 133H186V135H187ZM196 134H198V133H195V135L193 134V136L196 138ZM242 134V133H241ZM251 134V133H250ZM260 134V133H259ZM27 135V134H26ZM40 135V134H39ZM63 135H64V133H63ZM129 135V134H128ZM140 135H143V133H140ZM245 135V134H244ZM246 135H249V133L247 134L246 133ZM21 136H23V135H21ZM25 136V135H24ZM33 136H34V134H33ZM55 136H58V134L57 135H55ZM54 136V137H55ZM60 136V135H59ZM87 136V135H86ZM152 136V135H151ZM161 136H162V134H161ZM175 136H177V135H174V136H172L173 137V139H174V137ZM179 136H181V135H179ZM182 136H184V135H182ZM181 136V137H182ZM192 136V135H191ZM240 136V135H239ZM252 136V135H251ZM258 135H255V137H257ZM15 137H17V138H15ZM131 137V136H130ZM132 137H133V134H132ZM131 137V141L129 140V143L131 142V144L129 145V143L127 144V145H129V149H131L133 152H134V149H138L140 146H141V144L143 143V145L146 143V141L145 142H143L144 140H145V138L143 139V137H141V136H139V137H137V138H132ZM152 137H155V136H152ZM165 138L163 139V137L161 138L162 140L161 141H159V140H157V138H156V140H157V143H156V147H157V149H156V147H155V149L158 151L157 152V154L156 153H151V154H155L154 156H156L155 158H153V159H156V161L158 162V160L161 162V164L163 163V162H165L166 161V154H165V152L163 151V149H166L167 147H169L168 149H170L171 148V145H169L168 144V142L166 143V136H164ZM171 137V136H170ZM185 138H187L188 140H189V138H190V140L192 141V139H193V137H189L188 138V136L186 137V136H184ZM197 137H198V135H197ZM242 137V136H241ZM248 137V136H247ZM246 137V138H247ZM16 139V140H18V142L15 144H13V139ZM38 138V137H37ZM57 138V137H56ZM150 138V141H151V137H149ZM149 138H147V139H149ZM177 138H179V137H177ZM249 139H250V137H248ZM256 140L255 141H257V138H255ZM38 140V139H37ZM55 140V139H54ZM179 140V139H178ZM188 140H186V142L188 141ZM244 140V139H243ZM247 140V139H246ZM52 141V140H51ZM56 141V140H55ZM168 141V140H167ZM173 141V140H172ZM200 141H201V137H200ZM203 141H204V139H203ZM202 141V142H203ZM230 141V140H229ZM233 141V140H232ZM238 141V140H237ZM249 141V140H248ZM250 141H251V143L252 142H254V141H252L251 139H250ZM250 141L248 142V144L250 143ZM258 141H259V139H258ZM258 141H257V145H254V146H257V147H259L258 146V144L259 143H261V142H259L258 143ZM58 139H57V145H58ZM149 142V141H148ZM152 142V141H151ZM171 142V141H170ZM169 142V143H170ZM189 142V141H188ZM205 142V141H204ZM242 142V141H241ZM241 142H240V144H241ZM60 143V142H59ZM123 143V142H122ZM155 143V142H154ZM173 143H175V140L173 141ZM180 143V142H179ZM178 143V144H179ZM185 143V142H184ZM191 143V142H190ZM194 143H195V141H194ZM250 143V144H251ZM255 143V142H254ZM253 143V144H254ZM52 144V143H51ZM153 144V143H152ZM176 144H177V140H176ZM175 144V145H176ZM181 144V143H180ZM180 144H179V147H181L180 146ZM183 144V143H182ZM200 144H201V142H200ZM205 144V143H204ZM217 144V143H216ZM221 144V143H220ZM219 144V145H220ZM247 144V143H246ZM37 145V144H36ZM123 145H125V144H123ZM126 145V146H127ZM153 145H155V144H153ZM152 145V146H153ZM165 145H167L166 147H165ZM193 145V144H192ZM198 145V144H197ZM196 145V146H197ZM244 145H245V142H244ZM252 145V144H251ZM251 145H248V147L250 146L251 147ZM52 146H53V144H52ZM55 146V145H54ZM172 146H174V144L172 145ZM191 146V145H190ZM193 146H195V145H193ZM195 146V147H196ZM232 146V145H231ZM236 146H237V144H236ZM241 146V145H240ZM260 146H261V144H260ZM38 147H41L40 145H38ZM128 147V146H127ZM126 147V148H127ZM154 147V146H153ZM165 147V148H164ZM178 147V146H177ZM194 147V148H195ZM241 147H243L244 148V146H241ZM247 147V148H248ZM257 147H254L255 149L257 148ZM262 147V146H261ZM59 148V147H58ZM61 148V147H60ZM125 148V149H126ZM144 148V147H143ZM226 148V147H225ZM228 148V147H227ZM231 148V147H230ZM252 149H254L253 148V146L251 147ZM167 149V150H168ZM258 149V148H257ZM264 149V148H263ZM262 149V150H263ZM51 150V149H50ZM53 150V149H52ZM74 150V149H73ZM152 150V149H151ZM170 150H173V148L172 149H170ZM179 150V149H178ZM178 150H176V152L178 151ZM228 150V149H227ZM236 150H238V149H236ZM251 150V149H250ZM54 151H55V149H54ZM124 151H126V154L127 153H129L130 154V152H128L127 150H124ZM131 151V152H132ZM192 151V150H191ZM252 151V150H251ZM264 151V150H263ZM263 151L261 152L262 154H263ZM29 152V153H28ZM132 152V153H133ZM139 152H141L142 153V151L140 150ZM173 152V151H172ZM172 152H171V155H173L172 154ZM175 152V153H176ZM232 152V151H231ZM253 152H254V154L253 153H251V152H249L251 155L250 156H252V158L253 159H255L254 161H257L258 159H257V157L259 156V155H255V151L253 150ZM258 152V151H257ZM166 153H168L167 151H166ZM195 153V152H194ZM227 153V152H226ZM242 153V152H241ZM261 153H258V154H260L261 155ZM119 154V153H118ZM117 154V155H118ZM125 154V155H126ZM129 154H128V157H129ZM137 154V153H136ZM170 154V153H169ZM191 154H192V152H191ZM230 154V153H229ZM253 154V155H252ZM133 155H135L134 153H133ZM133 155H132V157H133ZM139 155V154H138ZM138 155H135V157L136 156H138ZM152 155V156H153ZM170 155V156H171ZM222 155V154H221ZM239 156H240V154H238ZM256 156V157H253V156ZM124 156V155H123ZM122 156V157H123ZM170 156H168L169 158H170ZM231 156V155H230ZM68 157V156H67ZM121 157V158H122ZM131 157V155H130V158H132ZM139 157V156H138ZM151 157V156H150ZM174 157V156H173ZM173 157L171 158V160L173 159ZM190 157V156H189ZM241 157V156H240ZM243 157V156H242ZM263 157V156H262ZM175 158H176V156H175ZM237 158H238V156H237ZM236 158V159H237ZM251 158V157H250ZM251 158V159H252ZM259 158H261V157H259ZM28 159V160H29ZM41 159V158H40ZM68 159V158H67ZM123 159V158H122ZM121 159V160H122ZM158 159V160H157ZM235 159V158H234ZM235 159V160H236ZM257 159V160H256ZM262 159V158H261ZM52 160V159H51ZM115 160H117V162H118V160L119 159H114V162H115ZM136 160H137V158H136ZM145 160V159H144ZM168 160H170V159H168ZM131 161V160H130ZM148 161V160H147ZM150 161V160H149ZM232 161V160H231ZM244 161V160H243ZM242 161V162H243ZM248 161H249V159H248ZM254 161H252V164H254V163H256V162H254ZM132 162V161H131ZM141 164H142V162H141V160L139 161ZM245 162V161H244ZM251 162V161H250ZM28 164H29V161L27 162ZM113 163V162H112ZM116 163V162H115ZM133 163V162H132ZM144 163V162H143ZM152 163H153V161H152ZM168 163V162H167ZM196 163V162H195ZM236 163V162H235ZM116 164H118V163H116ZM137 164V163H136ZM135 164V165H136ZM149 164H151V163H149ZM157 164H159V163H157ZM168 164H171V163H168ZM197 164V163H196ZM200 164V163H199ZM202 164V163H201ZM231 164V163H230ZM246 164H247V162H246ZM261 164V163H260ZM135 165H133V168L135 167V169H136V166ZM139 165V164H138ZM144 165V164H143ZM146 165V164H145ZM166 165V164H165ZM248 165V164H247ZM247 165H245V166H247ZM259 165V164H258ZM263 165V164H262ZM113 166V165H112ZM118 166V165H117ZM121 166V165H120ZM131 166V165H130ZM142 166V165H141ZM148 166V165H147ZM146 166V167H147ZM150 166V165H149ZM153 165H151V167H152ZM159 166H160V164H159ZM159 166H156V167H159ZM167 166V165H166ZM171 166V165H170ZM197 166V165H196ZM250 166V165H249ZM252 166V165H251ZM256 166V165H255ZM145 167V168H146ZM154 167H155V164H154ZM162 167V166H161ZM161 167H159V168H161ZM259 167H261V165L259 166ZM116 168H118V167H116ZM120 168V167H119ZM139 168V167H138ZM144 168V169H145ZM197 168H198V166H197ZM256 168V167H255ZM9 169H12L14 172L13 173H10L9 174V172H8V170ZM155 169V171H157L156 170V168H153V170ZM200 169V168H199ZM234 169H235V167H234ZM243 169V168H242ZM252 169V168H251ZM118 170V169H117ZM138 170H141V168H139ZM146 170V169H145ZM197 170V169H196ZM245 170V169H244ZM249 170V169H248ZM260 170V169H259ZM61 171V170H60ZM82 171V170H81ZM85 171V170H84ZM150 171V170H149ZM250 171V170H249ZM248 171V172H249ZM252 171V170H251ZM258 171V170H257ZM110 172V171H109ZM165 172V171H164ZM197 172V171H196ZM238 172V171H237ZM32 173V174H31ZM135 174V173H134ZM137 174V173H136ZM163 174H165V173H163ZM234 174V173H233ZM240 174V173H239ZM247 174V173H246ZM249 174V173H248ZM257 174V173H256ZM113 175V174H112ZM116 175H118V174H116ZM121 175V174H120ZM122 175H123V172H122ZM157 175V174H156ZM255 175V174H254ZM24 176V175H23ZM28 176V177H29ZM34 176L35 175H33V178H34ZM137 176H139L138 174L136 175V176H133V179L134 180H136V182H138L139 181V178H137ZM144 176V175H143ZM237 176H238V174H237ZM243 176V175H242ZM22 177V176H21ZM27 177V178H28ZM149 177V176H148ZM155 177H157V176H155ZM239 177H241L240 175H239ZM245 177H247V176H245ZM10 179H11V177H9ZM110 178V177H109ZM124 178V177H123ZM233 178H235V176L233 177ZM256 178H257V176H256ZM6 179H8V178H6ZM237 179V178H236ZM263 179V178H262ZM26 180V179H25ZM94 180H96V179H94ZM107 181H109L108 180V178L106 179ZM111 180V179H110ZM148 180V179H147ZM264 180V179H263ZM146 181V180H145ZM32 182V181H31ZM103 182H105V181H103ZM240 182V181H239ZM121 183V182H120ZM143 183V182H142ZM148 183H149V180H148ZM234 183V182H233ZM232 183V184H233ZM252 183V182H251ZM85 184V183H84ZM86 184H88V187H89V183H87L86 182ZM98 184V183H97ZM96 184V185H97ZM99 185H100V181H99ZM102 185V184H101ZM137 185V184H136ZM142 185H144V184H142ZM240 185H242V182H240ZM244 185V184H243ZM82 186H83V184H82ZM105 187H106V185H104ZM148 186V185H147ZM233 186V185H232ZM231 186V187H232ZM86 187V186H85ZM87 187V188H88ZM92 187H94V186H92ZM137 187V186H136ZM142 187H145V185L144 186H142ZM149 187V186H148ZM238 187H240V186H238ZM260 187V186H259ZM17 188V187H16ZM91 187H89V189H90ZM95 188H96V186H95ZM133 187H131V189H132ZM73 189H74V187H73ZM83 189V188H82ZM81 189V190H82ZM85 189V188H84ZM131 189H129V191L131 190ZM144 189V188H143ZM142 189V190H143ZM229 189H231L230 188V186H229ZM240 189V188H239ZM243 189V188H242ZM247 189V188H246ZM86 190V189H85ZM133 191L135 190V189H132ZM138 190V189H137ZM157 189H155V191H156ZM244 190V189H243ZM250 190V189H249ZM77 191V190H76ZM90 191V190H89ZM97 191H99V189L98 190H96V193H97ZM105 191V190H104ZM112 191V190H111ZM128 191V192H129ZM139 191V190H138ZM144 191V190H143ZM247 191V190H246ZM251 191V190H250ZM84 192V191H83ZM100 192V191H99ZM88 193V192H87ZM126 194H127V192H125ZM135 193V192H134ZM136 193H138V192H136ZM136 193H135V195H136ZM23 194V193H22ZM29 194V193H28ZM85 194V193H84ZM98 194V193H97ZM103 194H105L106 195V193H103ZM129 194H130V192H129ZM128 194V195H129ZM133 194V193H132ZM131 194V195H132ZM139 194H141V193H139ZM143 194H144V192H143ZM142 194V195H143ZM157 194V193H156ZM10 195V194H9ZM64 195V194H63ZM78 195V194H77ZM90 195V194H89ZM108 195V194H107ZM106 195V196H107ZM127 195V196H128ZM66 196V195H65ZM105 196V197H106ZM122 196V195H121ZM126 196V195H125ZM125 196H122V197H124L125 198ZM138 196V195H137ZM67 197V196H66ZM86 197H87V195H86ZM139 197H142V196H140L139 195ZM72 198V197H71ZM129 198H131V196L129 197ZM128 197H126L125 199H123V201H125V203L126 204H124V202H123V204H124V206L123 205H121V202H122V199L120 200L116 195H114V196H111L110 195V197H109V205H110V209L108 208V221L109 222H111L115 227H116V229H120V231H122L123 232V230H121L123 227H124V224H122V222L120 221V219L125 215H123V214H121L122 215V217H120V219L118 218V216H119V210L121 209V207H125V205L126 206H132V205H134V203H135V201L133 202V200H136L137 198L136 197H134L135 199H129ZM83 199V198H82ZM89 199V198H88ZM77 200V199H76ZM139 200L141 201V199H138V202H139ZM77 201H79V200H77ZM86 201V200H85ZM88 201V200H87ZM121 201V202H120ZM137 201V200H136ZM137 203V202H136ZM140 203V202H139ZM84 204V203H83ZM119 204H120V206H119ZM143 204H145L144 202H143ZM78 206H80V205H78ZM136 206H138V205H136ZM84 207V206H83ZM86 207V206H85ZM88 207V206H87ZM120 207V208H119ZM143 207H144V205H143ZM45 208V207H44ZM46 209V208H45ZM75 210V209H74ZM81 210V209H80ZM125 210V209H124ZM126 210H129V208H127ZM137 210V209H136ZM138 210H139V208H138ZM42 211V210H41ZM76 211V210H75ZM77 211H79L78 209H77ZM121 212L123 211V208H122V210H120ZM166 211V210H165ZM83 212V211H82ZM124 212V211H123ZM129 212V211H128ZM128 212H126V215H128L127 213ZM141 212V211H140ZM67 213V212H66ZM65 213V214H66ZM77 213V212H76ZM79 213V212H78ZM45 214H46V211H45ZM49 214V213H48ZM80 214V213H79ZM83 214V213H82ZM85 214V213H84ZM142 214V213H141ZM154 214V213H153ZM163 214V213H162ZM42 215V214H41ZM120 215V216H121ZM125 215V217H126V219H127V216ZM134 215H136L135 213H134ZM138 215V214H137ZM60 216V215H59ZM84 216V215H83ZM129 216L131 217V214H129ZM128 216V217H129ZM154 216V215H153ZM152 216V217H153ZM66 217V216H65ZM74 217V216H73ZM81 217H82V215H81ZM129 217V218H130ZM132 217H133V215H132ZM162 217V216H161ZM59 218V217H58ZM68 218V217H67ZM77 218V217H76ZM129 218H128V220H129ZM133 218H136V216L135 217H133ZM139 218V217H138ZM138 218H136L137 220H138ZM42 219H43V215H42ZM56 219V218H55ZM71 219V218H70ZM74 219V218H73ZM72 219V220H73ZM78 219V218H77ZM77 219H75V220H77ZM123 219H124V217H123ZM122 219V220H123ZM136 219H135V221H136ZM161 219V218H160ZM51 220V219H50ZM57 220V219H56ZM85 220H86V218H85ZM134 220V219H133ZM158 220V219H157ZM231 220H233L232 219V217H231ZM54 221V220H53ZM66 221H68V219L66 220ZM108 221H107V223H108ZM134 221V222H135ZM140 221V220H139ZM52 222V221H51ZM58 221H56V223H57ZM77 222H79V221H77ZM81 222H82V219H81ZM85 222V221H84ZM87 222V221H86ZM85 222V223H86ZM129 222V221H128ZM138 222V221H137ZM43 223V222H42ZM63 223V222H62ZM106 223V222H105ZM106 223V224H107ZM126 223V222H125ZM141 223V222H140ZM235 223H237L236 221H235ZM253 223V222H252ZM25 224V223H24ZM48 224V223H47ZM52 224V223H51ZM58 224V223H57ZM60 224V223H59ZM65 224H67L68 225V223H65ZM87 224V223H86ZM132 224V223H131ZM131 224H129L130 226H131ZM136 224V223H135ZM251 224V223H250ZM254 224H256V223H254ZM27 225V224H26ZM31 225V224H30ZM53 225V224H52ZM71 225H73V224H71ZM70 225V226H71ZM75 225V224H74ZM126 225L128 226V223H126ZM238 225V224H237ZM252 225V224H251ZM257 225H258V222H257ZM34 226V225H33ZM37 226H39V225H37ZM56 226V225H55ZM54 226V227H55ZM58 226V225H57ZM60 226V225H59ZM66 226V225H65ZM70 226H68V227H70ZM108 226H111V224L110 225H108ZM113 226V227H114ZM142 226V225H141ZM242 227L244 226V224H242L241 225ZM248 226H249V224H248ZM248 226H247V228H248ZM255 226V225H254ZM259 226V225H258ZM29 227V226H28ZM41 227H42V225H41ZM72 227V226H71ZM70 227V228H71ZM75 227H78L77 225H75ZM134 227V226H133ZM260 227V226H259ZM26 228V227H25ZM70 228H66V231H67V229H69L70 230ZM108 228V227H107ZM110 228V230L108 229V231H111V228L112 227H109ZM124 228H128V227H124ZM162 228V227H161ZM234 228V227H233ZM247 228L245 227V229H246V231L245 232H247L250 228H248V230H247ZM252 228V227H251ZM261 228H262V226H261ZM261 228H259L260 230H261ZM34 229V228H33ZM42 236H43V234H47V233H49V231H50V229H49V225L47 226V225H45V226H43L42 228ZM61 229V228H60ZM78 229V228H77ZM77 229H75V230H77ZM82 229V228H81ZM85 229V228H84ZM140 229V228H139ZM142 229V228H141ZM244 229V228H243ZM242 229V230H243ZM73 230H74V228H73ZM73 230H70V231H72L73 232ZM79 230V229H78ZM83 230V229H82ZM86 230H88V229H85V231ZM114 231H115V228L113 229ZM112 230V231H113ZM117 230V235H118V231ZM223 230V229H222ZM238 230H240V229H238ZM238 230H236L237 231V233H238ZM252 229H250V231L249 232H251V233H253V231H251ZM254 230V229H253ZM260 230H256V231H260ZM57 231H59V229H57ZM61 231V230H60ZM104 231H105V229H104ZM107 231V232H108ZM131 231V230H130ZM244 231V230H243ZM35 232V231H34ZM254 232H255V230H254ZM68 233V232H67ZM80 233V232H79ZM78 233V234H79ZM84 233V232H83ZM88 233V232H87ZM109 233H111V232H109ZM113 233H116V231L115 232H113ZM125 233V232H124ZM229 233V232H228ZM230 233H232V232H230ZM248 233V232H247ZM257 233V232H256ZM32 234V233H31ZM94 234V233H93ZM123 234V233H122ZM214 234V233H213ZM242 234V233H241ZM36 235V234H35ZM50 235V234H49ZM73 235V234H72ZM104 235V234H103ZM108 235V234H107ZM107 235L105 234V236L107 237ZM110 235V234H109ZM116 235V234H115ZM132 235V234H131ZM224 235V234H223ZM237 235V234H236ZM250 235V234H249ZM248 235V236H249ZM262 235V234H261ZM74 236V235H73ZM78 236V235H77ZM87 236H89V235H87ZM93 236H95V235H93ZM119 236H121V235H119ZM228 236V235H227ZM234 236V235H233ZM242 236H244L243 234L242 235H240V238L242 237ZM246 237H247V235H245ZM251 236V235H250ZM250 236H249V238H250ZM254 236V235H253ZM252 236V238H254ZM256 236V235H255ZM257 236H258V234H257ZM262 236H264V235H262ZM32 238H31V240L32 239H34L33 237L34 236H31ZM44 237V236H43ZM62 237V236H61ZM70 237V236H69ZM69 237H67V238H69ZM74 237H76V236H74ZM84 237V234H83V236H82V238ZM86 237V236H85ZM106 237L104 238V239H106ZM114 237V236H113ZM116 237H118V236H116ZM125 237V236H124ZM224 237V236H223ZM232 237V236H231ZM63 238H65V237H63ZM80 238V237H79ZM82 238H80V240H82ZM87 238V237H86ZM85 238V239H86ZM109 238V237H108ZM107 238V239H108ZM126 238V237H125ZM219 238V237H218ZM229 238V237H228ZM228 238H226V239H228ZM233 238V237H232ZM249 238H245L246 240H248ZM29 239V238H28ZM50 239V238H49ZM96 239V238H95ZM104 239H103V241H104ZM118 239V238H117ZM225 239V238H224ZM244 239V238H243ZM244 239V240H245ZM65 240H66V238H65ZM88 240V239H87ZM87 240H85V241H87ZM111 240V239H110ZM221 240V239H220ZM233 240V239H232ZM231 240V241H232ZM47 241V243H50V242H48V239L46 240ZM50 241V240H49ZM73 241H74V239H73ZM72 241V242H73ZM79 241V240H78ZM84 241V240H83ZM83 241H81L80 243L83 245ZM85 241H84V245L85 244H87V243H85ZM125 241V240H124ZM224 241V242H223ZM222 241V244H224L225 243V240H223ZM227 241V243H228V240H226ZM235 241V240H234ZM243 241V240H242ZM249 241H253V239L251 240H249ZM258 241V240H257ZM59 243H60V246H61V242L60 241H58ZM58 242H56L55 241V244H56V248H54V250H55V252H53L51 255H52V257L53 258H51L50 257V262H51V259H54V261H52V264L53 263H55L56 264V262H57V260L59 261V260H62V259H64L65 257H66V254H67V256H68V253L69 252H66V250H68L67 249V246L66 245H70V244H68V243H70L69 241H68V243L66 244V245H63L65 248L62 250L61 248L59 249L58 247L59 246H57L58 245ZM67 242V241H66ZM71 242V244L73 245V243ZM76 242V241H75ZM100 242V241H99ZM119 242V241H118ZM233 242V241H232ZM244 242V241H243ZM242 242V243H243ZM256 242V241H255ZM88 243H90L89 241H88ZM105 242H103V244H104ZM107 244L109 243L108 241L106 242ZM117 243V242H116ZM123 244H124V242H122ZM126 243V242H125ZM230 243V242H229ZM234 243V242H233ZM258 243V242H257ZM37 244H40L41 245V243H40V241L39 242H35V239H34V242H33V240L32 241H30L29 240V243L28 244H26V247L27 248H33V247H35V245H37ZM54 244V243H53ZM75 244H79V242L77 243H75ZM93 244H95V243H93ZM102 244V243H101ZM112 244V243H111ZM245 244V243H244ZM248 244V243H247ZM252 244V243H251ZM259 244V243H258ZM80 245V244H79ZM78 245V246H79ZM83 245V247H85ZM99 245V244H98ZM108 245H110V244H108ZM107 245V246H108ZM113 245V244H112ZM127 244H125V246H126ZM254 245V244H253ZM63 246H61V247H63ZM74 246V245H73ZM87 246H88V244H87ZM94 246V245H93ZM118 246V245H117ZM124 246V247H125ZM128 246V245H127ZM134 246V245H133ZM216 246V245H215ZM221 246V245H220ZM228 246V245H227ZM226 246V247H227ZM229 246H230V244H229ZM238 246V245H237ZM245 246V245H244ZM255 246V245H254ZM253 246V247H254ZM69 247H71V246H69ZM79 247H81V246H79ZM82 247V248H83ZM90 248H91V246H89ZM113 247V246H112ZM114 247H115V245H114ZM224 247V246H223ZM239 247V246H238ZM247 247H248V245H247ZM252 247V246H251ZM250 247V248H251ZM36 248V247H35ZM44 248V247H43ZM88 248V247H87ZM87 248L86 249H84L83 251H86L87 250ZM103 248H105V245H104V247ZM230 248V247H229ZM233 247H232V245H231V249H232ZM249 248V247H248ZM262 248V247H261ZM30 249V250H31ZM75 249V248H74ZM73 249V250H74ZM105 249H107V247L105 248ZM108 249H110V248H108ZM111 249H113V248H111ZM127 249V248H126ZM152 249V248H151ZM221 249V248H220ZM242 249H243V247H242ZM44 250V249H43ZM72 249H70L69 251H71ZM77 250V249H76ZM78 250H80V249H78ZM82 250V249H81ZM81 250H80V252H81ZM223 250H224V248H223ZM254 250V249H253ZM256 250V249H255ZM83 251H82V253L81 254H83V256H84V253H83ZM135 251H137V250H135ZM154 251H155V249H154ZM210 251V250H209ZM213 251H214V249H213ZM243 251H246V250H244L243 249ZM72 252V251H71ZM89 252H90V250H89ZM128 252H129V250H127V253L125 254V255H127L128 254ZM130 252H132L131 250H130ZM227 252V251H226ZM228 252H230L229 250H228ZM74 253H76V252H74ZM110 253V252H109ZM135 253V252H134ZM154 253V252H153ZM217 253V252H216ZM232 253V252H231ZM263 253V252H262ZM39 254H40V252H39ZM89 254V253H88ZM88 254H86L87 255V257H88ZM123 254V253H122ZM211 254V253H210ZM226 254V253H225ZM242 254V253H241ZM50 255V256H51ZM76 255V254H75ZM90 255V254H89ZM151 255V254H150ZM155 255V254H154ZM213 255V254H212ZM215 255V254H214ZM252 255V254H251ZM46 256V255H45ZM44 256V257H45ZM70 256H71V254H70ZM74 256V255H73ZM110 256V255H109ZM158 256V255H157ZM216 256V255H215ZM132 257V256H131ZM141 257V256H140ZM148 257H150L149 255H148ZM147 257V258H148ZM244 257V256H243ZM43 258V257H42ZM48 258V257H47ZM46 257H45V259H47ZM67 258V257H66ZM74 258V257H73ZM73 258H72V260H73ZM78 258V257H77ZM108 258V257H107ZM133 258V257H132ZM136 258H139V257H136ZM151 258H152V256H151ZM71 259V258H70ZM91 259V258H90ZM106 259V258H105ZM81 260V259H80ZM85 260V259H84ZM111 261L113 260V259H110ZM130 260H132V259H130ZM134 260V259H133ZM136 260V259H135ZM139 260V259H138ZM147 260V259H146ZM151 260H153V259H151ZM82 261H83V259H82ZM95 261V260H94ZM110 261V262H111ZM148 261H149V259H148ZM249 261V260H248ZM48 262H49V259H48ZM68 262V261H67ZM67 262H65L64 261V263L63 264H67ZM72 262V261H71ZM77 262V261H76ZM78 262H79V259H78ZM253 262V261H252ZM70 263V262H69ZM68 263V264H69ZM73 263V262H72ZM71 263V264H72ZM82 263V262H81ZM84 263H86L85 261H84ZM135 263H136V261H135ZM144 263V262H143ZM142 263V264H143ZM152 263V262H151ZM74 264H76V263H74ZM79 264V263H78ZM83 264V263H82ZM86 264H91V263H89V262H87ZM94 264H96V263H94ZM112 264H114V263H112ZM132 264H133V262H132ZM137 264V263H136ZM145 264V263H144Z\"/></svg>", "mask_w": 264, "mask_h": 264}]
</instances>
